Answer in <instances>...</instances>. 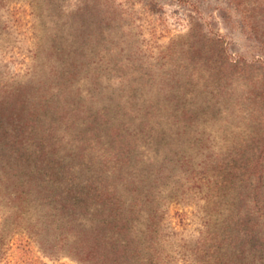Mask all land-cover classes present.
<instances>
[{
    "label": "rangeland",
    "instance_id": "374dc122",
    "mask_svg": "<svg viewBox=\"0 0 264 264\" xmlns=\"http://www.w3.org/2000/svg\"><path fill=\"white\" fill-rule=\"evenodd\" d=\"M10 98L47 105L39 125L75 162L110 156V126L137 134L129 169L143 181L160 169L170 255L191 264L227 208L206 180L227 155L264 148V0H0ZM12 221L0 211V264H81L42 253Z\"/></svg>",
    "mask_w": 264,
    "mask_h": 264
},
{
    "label": "trees",
    "instance_id": "16d2710c",
    "mask_svg": "<svg viewBox=\"0 0 264 264\" xmlns=\"http://www.w3.org/2000/svg\"><path fill=\"white\" fill-rule=\"evenodd\" d=\"M46 108L40 101L0 100L2 220L12 216L11 225L49 256L81 264H173L166 238L173 233L158 215L160 194H153L160 169L149 181L129 169L137 134L110 126V156L97 164L75 162L57 155L50 130L39 125ZM249 155L239 163L227 155L206 180L227 208L223 225L207 231L209 237L186 256L191 264H264V148L253 147ZM107 160L114 161L111 171ZM243 193L245 205H239Z\"/></svg>",
    "mask_w": 264,
    "mask_h": 264
}]
</instances>
